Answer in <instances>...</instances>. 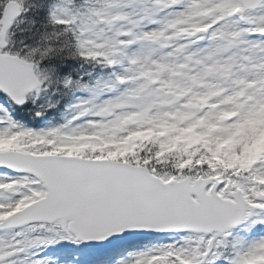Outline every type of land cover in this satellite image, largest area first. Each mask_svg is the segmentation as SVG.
Instances as JSON below:
<instances>
[{
	"label": "snow or ice",
	"instance_id": "snow-or-ice-1",
	"mask_svg": "<svg viewBox=\"0 0 264 264\" xmlns=\"http://www.w3.org/2000/svg\"><path fill=\"white\" fill-rule=\"evenodd\" d=\"M55 245L264 264V0H0V264Z\"/></svg>",
	"mask_w": 264,
	"mask_h": 264
},
{
	"label": "rangeland",
	"instance_id": "rangeland-1",
	"mask_svg": "<svg viewBox=\"0 0 264 264\" xmlns=\"http://www.w3.org/2000/svg\"><path fill=\"white\" fill-rule=\"evenodd\" d=\"M43 126L44 124L38 127H43ZM72 251H75V249H72L69 246L55 245L52 248L46 250L44 254L49 255L53 258L51 264H63V260L65 259L66 254Z\"/></svg>",
	"mask_w": 264,
	"mask_h": 264
},
{
	"label": "trees",
	"instance_id": "trees-1",
	"mask_svg": "<svg viewBox=\"0 0 264 264\" xmlns=\"http://www.w3.org/2000/svg\"><path fill=\"white\" fill-rule=\"evenodd\" d=\"M62 108V105H61ZM61 117V113L59 111L57 112H53V113H49L44 119L45 120H52L53 118H55V120H59ZM25 122H27L29 124V126H39L44 124V121L42 119H36L35 121L29 119L28 117H24Z\"/></svg>",
	"mask_w": 264,
	"mask_h": 264
}]
</instances>
